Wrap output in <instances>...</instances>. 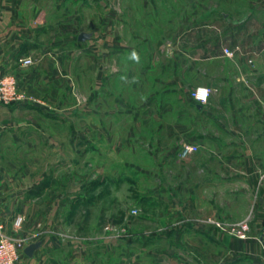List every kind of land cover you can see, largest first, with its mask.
<instances>
[{
  "label": "crops",
  "instance_id": "obj_1",
  "mask_svg": "<svg viewBox=\"0 0 264 264\" xmlns=\"http://www.w3.org/2000/svg\"><path fill=\"white\" fill-rule=\"evenodd\" d=\"M119 1L116 11L117 0H0V78H12L17 93L0 105V224L7 236L36 234L34 243L42 244L19 264H107V227L114 223L98 236L72 237L62 225L73 199L62 190L68 177L74 186V131L85 130L95 147L96 137L107 141L115 124L126 122L200 147L192 167L199 181L177 211L182 238L225 245L236 254L228 264H264V0H230L226 11L215 0L197 15L176 11L181 0H167L161 10L163 0H141L149 12L126 6L139 0ZM82 33L90 40L79 42ZM25 58L34 64L20 66ZM191 73H198L199 87L214 89L208 104L192 100ZM144 89L149 105L128 104L131 92L142 98ZM224 188L254 196L248 240L231 246L212 223L221 219ZM179 198L173 194V206Z\"/></svg>",
  "mask_w": 264,
  "mask_h": 264
},
{
  "label": "rangeland",
  "instance_id": "obj_2",
  "mask_svg": "<svg viewBox=\"0 0 264 264\" xmlns=\"http://www.w3.org/2000/svg\"><path fill=\"white\" fill-rule=\"evenodd\" d=\"M140 1L128 3L126 6L132 11L138 6L139 10L149 12L150 7H145ZM181 1L179 5L176 3V11L183 7L197 15L204 11V7L208 9L215 0H195V7L192 6L194 0ZM218 1L220 10L230 9V0ZM169 3L167 0L158 3L159 10L166 5L170 6ZM111 5V9L118 11L120 1L117 0ZM121 5L124 7L125 4L122 2ZM191 21L197 22L198 18ZM178 71L177 69L176 72ZM188 76L186 81L190 83L192 93L203 83L198 81V73ZM82 88L83 91L86 90L85 82ZM132 94L133 92L127 98L130 105H149L151 102L150 98L144 95L145 89L142 91V98L133 99ZM190 105H195L191 99ZM194 110L195 108H192L191 111ZM176 119L173 118L174 121ZM115 128L110 131L107 141L96 137L95 147L87 143L85 130L74 131V186L72 190L67 186L70 182L68 177L64 180L62 190L64 197L73 199V202L71 204L69 201L63 211L62 228L72 237L86 235L92 238L100 234V230L108 221L113 222L114 225H110V258L103 260L107 264L232 262L236 254H232L225 245L220 249V243H215L209 238L199 240V237L194 236L190 242L182 238L183 218L177 211L183 208V195L188 194L185 192H195L193 188L198 183L200 174L192 171V167L199 165L200 153L182 160L179 157L182 147L179 138L176 136L175 140L167 139L162 131L156 133L158 135L152 134L150 126L145 123L137 129L128 122L115 124ZM152 136L158 140L153 141ZM194 156L196 157L192 159ZM137 169L146 173H136ZM103 180L106 181L104 185L92 187L93 181L99 184ZM240 191L224 188L219 197L222 213L218 223L222 227V242L229 246L236 239L248 240L250 233V225L245 218L251 214L249 212L254 196L242 197ZM174 193L180 195L177 203H174L175 206L172 201ZM232 194L235 197L232 198ZM78 197H83V201H77ZM232 200L236 201L235 204ZM133 211H136L137 215L133 216ZM202 218L203 216L198 217L197 223ZM210 220L214 219L211 216L207 218L206 225H210ZM241 223L248 225L243 239L234 231Z\"/></svg>",
  "mask_w": 264,
  "mask_h": 264
},
{
  "label": "built area",
  "instance_id": "obj_3",
  "mask_svg": "<svg viewBox=\"0 0 264 264\" xmlns=\"http://www.w3.org/2000/svg\"><path fill=\"white\" fill-rule=\"evenodd\" d=\"M224 55L228 58L233 57V51L229 49L223 50ZM34 64L32 58H25L20 61V66L29 67ZM214 92L211 87H198L191 93L192 100L199 105H206L209 102L210 96ZM17 99L16 87L12 78L2 77L0 78V105H8L12 101ZM200 147L194 144H183L179 152V157L182 160L188 159L190 156L199 152ZM132 215H137L136 211L132 212ZM216 224L221 230V224ZM111 226L107 227L110 230ZM248 225L246 223L239 224L234 231L236 234L243 239L245 232L247 231ZM112 229V228H111ZM38 238L36 234L30 235L24 238H15L7 236L4 233L3 225L0 224V264H19L25 257V249L29 245L33 244Z\"/></svg>",
  "mask_w": 264,
  "mask_h": 264
},
{
  "label": "water",
  "instance_id": "obj_4",
  "mask_svg": "<svg viewBox=\"0 0 264 264\" xmlns=\"http://www.w3.org/2000/svg\"><path fill=\"white\" fill-rule=\"evenodd\" d=\"M90 38H91V34L82 33L80 34L78 40L79 42H86L90 40ZM41 245L42 244L40 242L29 245L24 251L25 255L29 258H32L34 253L40 249Z\"/></svg>",
  "mask_w": 264,
  "mask_h": 264
},
{
  "label": "clouds",
  "instance_id": "obj_5",
  "mask_svg": "<svg viewBox=\"0 0 264 264\" xmlns=\"http://www.w3.org/2000/svg\"><path fill=\"white\" fill-rule=\"evenodd\" d=\"M130 59H132V60L138 62V61H139V55H138L135 51H133V52L131 53Z\"/></svg>",
  "mask_w": 264,
  "mask_h": 264
}]
</instances>
